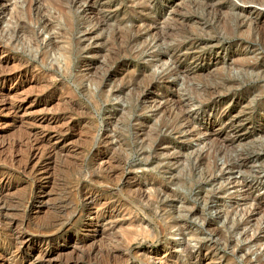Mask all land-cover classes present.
I'll use <instances>...</instances> for the list:
<instances>
[{
    "label": "rangeland",
    "instance_id": "1",
    "mask_svg": "<svg viewBox=\"0 0 264 264\" xmlns=\"http://www.w3.org/2000/svg\"><path fill=\"white\" fill-rule=\"evenodd\" d=\"M30 1L56 30L0 0V264H264V39L226 26L264 0L82 2L65 41L57 0Z\"/></svg>",
    "mask_w": 264,
    "mask_h": 264
},
{
    "label": "bare ground",
    "instance_id": "2",
    "mask_svg": "<svg viewBox=\"0 0 264 264\" xmlns=\"http://www.w3.org/2000/svg\"><path fill=\"white\" fill-rule=\"evenodd\" d=\"M25 2H26V6L24 7V6H22V8H20L19 10H18V12L16 13V15H15V18H13V19H15V21H16V25H17V27L19 28V29H17V31L18 30H20L21 32H26V34H29V33H32L34 30L31 28V25H34V26H38V28L40 29V30H42V32H44V33H47V32H49V31H51V30H56V28L54 27V24L52 23V22H50L49 20H47V19H45V18H43L42 17V9L41 8H39L38 6H34V4L32 5V4H30V0H24ZM92 1L93 0H57V2H58V5H57V3H56V6H58V13L60 14V17H58L57 18V20H56V22H57V26H59V27H61V29H62V31L60 32V35L62 36H59V38L60 39H62V40H66V36H68V35H70V33H71V15H72V12H73V8L77 5V4H79V3H87L88 4V8L87 9H84L83 10V13H84V17H83V19H85V14H87L88 12H91V11H95V4L96 3H94V4H92ZM245 4H251V3H253V4H258V3H260L259 2V0H242ZM261 1V0H260ZM263 1V0H262ZM35 3V2H34ZM92 4V5H91ZM194 4H196V5H202V6H205V7H207V8H210L212 11H214L215 13L217 12V14H218V16H220V17H223L222 16V14L224 13L223 11L226 9V7H225V4L224 3H222V2H215L214 0H197ZM262 4H263V2H262ZM80 5V4H79ZM78 5V6H79ZM55 5H54V9H55V7H56ZM51 8H53V7H51ZM85 8V7H84ZM97 9V8H96ZM45 10H48V9H45ZM56 10V9H55ZM93 12H91V13H93ZM46 13H48V12H46ZM95 13V12H94ZM93 13V14H94ZM98 13V12H97ZM96 13V14H97ZM95 14V15H96ZM231 14H232V12H231ZM44 15V14H43ZM57 16V15H56ZM83 16V15H82ZM232 16V15H231ZM260 16H262L261 15V13H258V15H257V17L256 18H252V19H248L247 21H245V20H241V19H239L238 17L236 18V17H232L231 19H228L227 20V22H226V26L228 27V28H230V29H232V23L231 22H235V23H237V25H238V27H239V29L241 30V29H246L245 31H249V30H247V29H249L250 27H252L253 25H254V28H252L253 29V31H256V33L259 35V37L258 38H260V40L261 41H263V36H262V34L264 33L263 31H262V27H263V24H264V22L263 21H261L260 19H259V17ZM45 17V16H44ZM101 17V16H100ZM99 17V19H100V24L101 25H105V24H107L106 23V19L104 18H100ZM62 18L64 19V24H62L61 23V21L60 20H62ZM263 19H264V16L262 17ZM98 19V18H97ZM226 19V18H225ZM88 20H89V18H88ZM224 21V20H223ZM230 22V23H229ZM223 23V22H222ZM142 24V23H141ZM224 24H225V22H224ZM93 26H95V24L93 25ZM92 26V27H93ZM98 26V25H97ZM97 26H95V27H93V29L91 28V30L89 31V33H88V30H86L85 32H84V38H85V40H87V41H89L91 38H90V36H91V34H92V31H95V29L97 28ZM136 26V25H135ZM224 26V25H223ZM137 27H139V26H137ZM234 27V26H233ZM137 29H139V28H137ZM140 30V29H139ZM229 30V29H228ZM264 30V29H263ZM226 31H227V28H226ZM243 31V30H242ZM244 31V32H245ZM235 32V31H234ZM240 32V31H239ZM22 33V34H23ZM229 33V32H228ZM247 33V32H246ZM250 33H251V30H250ZM13 34V33H12ZM234 34V33H233ZM228 35V34H227ZM247 35V34H246ZM240 36V35H239ZM92 37V36H91ZM228 37V36H227ZM36 39V38H35ZM93 39V38H92ZM114 39V38H113ZM246 39H247V37H246ZM256 39V38H255ZM115 40V39H114ZM250 40H251V38H250ZM259 40V41H260ZM256 41V40H255ZM53 43H55V42H53ZM259 43H261V42H259ZM262 44V43H261ZM264 44V43H263ZM51 46H52V49H51V52H55V54L56 55H58V57H57V61L59 62L60 60H63V62L65 61V65H66V68H68L69 67V65H70V63H71V60H70V57H71V54H72V52H73V48L72 47H70V49H66V48H60L57 44H51ZM69 48V47H68ZM6 49V48H5ZM27 67V66H26ZM255 68H257L256 66H254ZM23 68V67H22ZM20 69V68H19ZM56 70V69H55ZM171 70V69H170ZM182 70H183V66H182V64H180V65H178V62L177 63H175V66L173 67V71L172 72H169V73H167V71L165 70V71H163V73H161L158 77H156L155 79H153V80H156V81H158V80H161V81H163V82H167V81H169V79L172 77V76H175V74H179L180 72H182ZM185 72H187V71H185ZM188 74H189V72H187ZM187 73H185V74H187ZM259 73V72H258ZM257 73V74H258ZM187 74V75H188ZM206 76V75H205ZM203 77V76H202ZM52 78V77H51ZM54 79V78H53ZM152 79V78H151ZM152 81V80H151ZM153 84V83H152ZM232 83H228V82H223L222 84H219V85H213V86H211L212 88L211 89H209L211 92H213V93H215V92H217V91H219L220 89H225V88H228V89H232V88H234V86L233 85H231ZM219 93V92H218ZM212 96V95H211ZM170 100V102L172 103V105H174V110H178V112H180V114H181V116L183 117V118H189V115H190V113H189V111H187V110H185V109H182L183 108V103L181 102V101H179V100H177V99H174V98H171V99H169ZM175 107H176V109H175ZM178 108V109H177ZM171 111H173V110H171ZM174 112V111H173ZM32 135V134H31ZM27 137V136H26ZM28 137H30V135L28 136ZM32 137V136H31ZM23 139V138H22ZM26 140H27V138H26ZM29 140V139H28ZM30 141V140H29ZM20 142V141H19ZM35 143V142H34ZM27 145L29 144V143H26ZM31 144V143H30ZM36 144V143H35ZM24 145V144H23ZM30 146V145H29ZM31 148V147H30ZM29 148V149H30ZM51 149H52V147H51ZM53 149H54V147H53ZM52 149V150H53ZM50 150V149H49ZM46 151H47V153L49 152L47 149H46ZM51 152V151H50ZM54 152H55V150H54ZM53 152V153H54ZM39 153V152H38ZM46 153V152H45ZM52 153V152H51ZM52 153V154H53ZM56 153V152H55ZM42 154V153H41ZM44 154V153H43ZM42 154V155H43ZM50 154V153H49ZM37 155V154H36ZM56 155H58V154H56ZM63 155V154H62ZM41 156V155H40ZM39 156V157H40ZM50 156V155H49ZM14 157V156H13ZM29 157V156H28ZM34 157V156H33ZM32 157V158H33ZM47 157V156H46ZM49 158V157H48ZM43 159V158H42ZM54 159H56L55 157H54ZM58 159V158H57ZM27 160V159H26ZM10 161V160H9ZM55 161V160H54ZM14 162V161H13ZM52 162V161H51ZM102 165H103V162H102ZM111 167V166H110ZM114 168V167H113ZM113 168L111 167V169L113 170ZM106 169V168H105ZM110 169V168H109ZM111 169H110V171H111ZM25 170V169H24ZM46 170H48V168L46 169ZM41 171V170H40ZM45 171V170H44ZM107 171H109V170H107ZM40 173V172H39ZM109 174V173H108ZM106 175V174H105ZM125 175V174H124ZM121 176V175H120ZM50 177V176H49ZM120 178V177H119ZM116 179V178H115ZM97 180V179H96ZM119 182V181H118ZM36 185V184H35ZM39 189V188H38ZM246 189V188H245ZM140 190V189H139ZM165 191V190H164ZM165 193L166 194H168V195H170V196H172V195H175V193H173V192H170L169 191V189L168 190H166L165 191ZM164 193V194H165ZM86 196H87V194H86ZM85 198L86 197H84V200H85ZM144 198V197H143ZM245 201H247V200H252V196H251V194H250V192L248 193V192H246V194H245V196H244V198H243ZM82 200V199H81ZM83 200V201H84ZM86 201L88 202V204H92V203H94L95 201H96V198L93 196V195H88L87 196V198H86ZM249 202V201H248ZM4 202H3V199H2V190L0 189V206L2 207H4ZM94 205V204H93ZM109 206V205H108ZM111 206V205H110ZM256 207V206H255ZM94 208V207H93ZM6 209V208H5ZM258 209V208H257ZM107 210V209H106ZM94 211V210H93ZM1 214V213H0ZM100 215V214H99ZM98 215V216H99ZM64 216V215H63ZM228 216V215H227ZM247 216V215H246ZM251 218V217H250ZM94 220V219H93ZM249 220V219H248ZM6 222V221H5ZM62 223V222H61ZM63 224V223H62ZM2 225V224H1ZM140 225V224H139ZM61 227V226H60ZM5 228H7V227H5ZM58 229V228H57ZM7 234V233H6ZM223 236V235H222ZM11 237V236H10ZM16 240V239H15ZM18 240V239H17ZM16 240V241H17ZM22 241V240H21ZM18 242V241H17ZM24 242V241H23ZM26 242V241H25ZM14 245H16V243L14 244ZM18 245H21V244H18ZM17 245V246H18ZM22 246H24V245H22ZM20 248V247H19ZM186 249H187V247H186ZM112 251V250H111ZM190 251V250H189ZM126 252V251H125ZM113 254V253H112ZM112 254H111V256H112ZM130 254V253H129ZM96 256V255H95ZM109 256H110V254H109ZM37 257V256H36ZM42 257V256H41ZM115 257V256H114ZM80 258V257H79ZM88 259V258H87ZM115 259V258H114ZM5 260V259H4ZM43 260V259H42ZM48 260V259H47ZM82 260V259H81ZM115 260H117V259H115ZM192 260V259H191ZM50 261V260H49ZM68 261H69V259H68ZM67 261V262H68ZM79 261H80V259H79ZM95 261V260H94ZM93 261V262H94ZM146 261H147V259H146ZM51 262V261H50ZM85 262V261H84ZM89 262L91 263V261H90V259H89ZM117 262V261H116ZM127 262V261H126ZM148 262V261H147ZM33 263V262H32ZM63 263V262H62ZM66 263V262H65ZM72 263V262H71ZM119 263V262H118ZM151 262H149V264H150ZM153 263V262H152ZM151 263V264H152ZM103 264V263H102ZM110 264V263H109ZM144 264H145V262H144ZM154 264V263H153Z\"/></svg>",
    "mask_w": 264,
    "mask_h": 264
}]
</instances>
